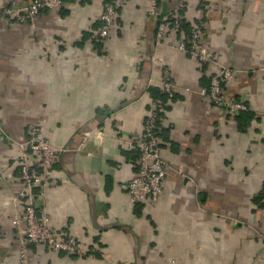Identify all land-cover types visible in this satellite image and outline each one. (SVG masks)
<instances>
[{
	"label": "crops",
	"instance_id": "crops-1",
	"mask_svg": "<svg viewBox=\"0 0 264 264\" xmlns=\"http://www.w3.org/2000/svg\"><path fill=\"white\" fill-rule=\"evenodd\" d=\"M105 3L63 0L23 23L0 12V264H264V0H157L155 15L147 0H125L96 43ZM180 4L212 63L179 51L172 30L157 43L160 17ZM218 65L233 73L225 98L247 107L239 117L199 94ZM164 70L171 100L155 85ZM158 99L163 192L132 204L138 154L124 142L143 136ZM31 124L64 149L37 210L84 256L26 242L12 224L17 148ZM95 130L102 138L83 142Z\"/></svg>",
	"mask_w": 264,
	"mask_h": 264
},
{
	"label": "built area",
	"instance_id": "built-area-1",
	"mask_svg": "<svg viewBox=\"0 0 264 264\" xmlns=\"http://www.w3.org/2000/svg\"><path fill=\"white\" fill-rule=\"evenodd\" d=\"M151 4L150 14L155 15L157 0H147ZM125 0H106L98 18L100 26L93 35L96 43L105 41L110 33L116 12ZM63 0H7L1 6L0 12L4 16H14L23 23L33 18L41 11L52 10L61 6ZM180 4L173 12L160 17V24L156 31L157 43H160L168 30L180 35L178 50L190 59L200 64H210L215 61L214 56L200 42L199 33L193 29L189 37H184L181 27ZM173 19V22L170 20ZM233 77L230 69L218 65L216 72L210 76L208 88L200 89L199 94L205 97L216 108H220L231 115L246 111L242 102L230 101L225 98L222 83ZM153 84V82H152ZM149 84V87L152 85ZM155 85L168 97L176 93V86L171 81L166 70L155 81ZM164 105L154 102L148 118L144 122L143 136L140 139L124 142L128 150L138 153L136 172L127 186V195L132 204H155L163 192V184L168 170V164L163 158L157 132V125L164 121ZM102 138V131L95 130L84 137L83 142L97 141ZM20 187L12 195V201L17 211L12 218V224L18 226L24 240L29 243L46 247L53 252H65L76 256H84L88 252L86 246L67 234L58 235L49 227V218L44 210H37L36 201L45 187H55L58 180L52 176L53 165L64 149L51 145L44 134L43 128L37 124L28 126V137L18 148ZM22 264H27L25 260Z\"/></svg>",
	"mask_w": 264,
	"mask_h": 264
},
{
	"label": "trees",
	"instance_id": "trees-1",
	"mask_svg": "<svg viewBox=\"0 0 264 264\" xmlns=\"http://www.w3.org/2000/svg\"><path fill=\"white\" fill-rule=\"evenodd\" d=\"M171 22H173V19H171L170 20ZM181 27H182V29H183V32H184V34H183V36L184 37H189V35H190V32H191V30H193V28L192 27H189L187 24H185L184 22H183V20H181ZM209 83H210V77H209V81H208V84H207V87L206 88H208L209 87ZM160 92H161V96L162 97H165L166 99H168V100H171V99H173L174 98V96H175V94H174V96L173 97H168L165 93H163L161 90H160ZM155 102H159V103H161L162 105H164V102L161 100V99H158V100H155ZM211 103V102H210ZM212 104V103H211ZM164 108H165V105H164ZM245 112V111H244ZM241 113L242 112H240L238 115H236L237 117H239V115H241ZM157 125V127L159 128V126L161 125V123H158V124H156ZM158 129H157V132H156V134L158 135ZM138 154V153H137Z\"/></svg>",
	"mask_w": 264,
	"mask_h": 264
}]
</instances>
